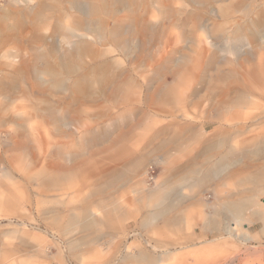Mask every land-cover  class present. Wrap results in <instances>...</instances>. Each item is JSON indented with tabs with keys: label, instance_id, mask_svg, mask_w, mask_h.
<instances>
[{
	"label": "rangeland",
	"instance_id": "obj_1",
	"mask_svg": "<svg viewBox=\"0 0 264 264\" xmlns=\"http://www.w3.org/2000/svg\"><path fill=\"white\" fill-rule=\"evenodd\" d=\"M41 1L0 0V263L264 264V240L243 241L224 207L255 187L203 177L251 157L264 183V84L248 82L264 65V0H60L39 30ZM226 112L250 127L239 147L199 158L202 175L170 170L168 153Z\"/></svg>",
	"mask_w": 264,
	"mask_h": 264
},
{
	"label": "bare ground",
	"instance_id": "obj_2",
	"mask_svg": "<svg viewBox=\"0 0 264 264\" xmlns=\"http://www.w3.org/2000/svg\"><path fill=\"white\" fill-rule=\"evenodd\" d=\"M33 0H28V3L32 2ZM60 0H42L41 2L37 3L36 5H34L32 8H30L29 10H31V14H32V18H33V22L36 24V27L39 29V30H42L45 28V26L47 25V23L49 22V20L51 19L50 18V14L58 7V5L60 4L59 3ZM75 1V0H74ZM85 1V0H84ZM87 1V0H86ZM85 1V2H86ZM94 2V0H93ZM110 2V1H109ZM187 2V1H186ZM101 3V2H100ZM97 4L95 7H94V13L95 14H99V13H102L104 10H105V6L101 3V4ZM105 4V3H104ZM108 4V3H107ZM122 4V3H120ZM61 5V4H60ZM92 5V3H91ZM94 5V4H93ZM122 6V5H121ZM29 7V5H28ZM109 7H112L109 5ZM123 7V6H122ZM139 7V6H138ZM189 7V6H188ZM241 8V7H240ZM108 9V8H107ZM92 11V9H91ZM90 11V12H91ZM19 12V11H18ZM15 12H13L14 14ZM29 13V12H28ZM55 13V12H54ZM94 15V14H93ZM16 16V15H15ZM93 17V16H92ZM96 17V16H95ZM101 17V15H100ZM107 17V16H106ZM10 18V17H9ZM13 18V17H12ZM19 18V16H18ZM11 19V18H10ZM24 19V17H23ZM105 19V18H104ZM16 21V20H15ZM28 21V20H27ZM100 21V20H99ZM87 22V21H86ZM15 23V22H14ZM18 24V23H17ZM20 24V23H19ZM32 24V23H31ZM90 24V22H89ZM100 24V23H98ZM16 25V24H15ZM23 25V24H22ZM94 25V24H93ZM97 25V24H95ZM109 25V24H108ZM107 25V26H108ZM120 25V24H119ZM99 26V25H97ZM27 27V26H26ZM60 27V25H59ZM114 27V26H113ZM124 27V26H123ZM251 26H247V27H242L239 29L238 33H237V36H236V39H243L245 37V34H244V31L250 29ZM16 28V27H15ZM28 28V27H27ZM33 28V27H32ZM107 28V27H106ZM90 29V28H89ZM94 29V28H93ZM98 29V28H97ZM252 29V28H251ZM18 30V28L16 29ZM86 30V28H85ZM258 30V29H257ZM26 31V30H25ZM110 31V30H109ZM21 32V31H20ZM92 32V31H90ZM104 32V31H103ZM19 33V32H18ZM37 33V32H36ZM115 33V32H114ZM125 33V32H124ZM110 34V33H109ZM99 35V34H98ZM111 35V34H110ZM113 35V34H112ZM111 35V37H112ZM103 36V34H102ZM101 37V36H99ZM80 38V37H79ZM117 38V37H115ZM113 39V38H112ZM206 39V38H205ZM37 40H39V38L37 37ZM73 40V39H72ZM126 41V40H125ZM243 41V40H242ZM68 42V41H67ZM117 44V43H116ZM67 46V45H66ZM71 47V46H70ZM125 49V48H124ZM56 50V49H55ZM66 53V52H65ZM74 57V56H73ZM62 58V57H61ZM13 60V59H12ZM52 61V60H51ZM64 62V61H63ZM238 62V61H237ZM42 64V63H41ZM38 69V68H37ZM112 69V68H111ZM110 71V70H109ZM225 72V71H224ZM105 73V72H104ZM238 73V72H237ZM229 74V72H228ZM239 74V73H238ZM235 75V74H234ZM2 76V75H0ZM241 76V75H240ZM236 78V77H235ZM19 79V78H18ZM5 81V80H4ZM15 81V80H14ZM244 82V81H243ZM7 83V82H6ZM15 85H16V82H14ZM22 83V82H21ZM2 85V84H1ZM231 85V84H230ZM12 86V84H11ZM11 88V87H10ZM228 89V88H227ZM108 91V90H107ZM227 91V90H226ZM246 92V91H245ZM25 93H27L25 91ZM171 93V92H169ZM226 93V92H225ZM106 94V93H105ZM214 98V97H213ZM216 98V97H215ZM228 99V98H227ZM227 102V101H226ZM236 102H240L239 101H236ZM211 105V104H210ZM228 105H225V108L227 107ZM201 109V108H200ZM182 111V110H180ZM196 111V110H195ZM186 113V112H185ZM180 116V115H179ZM195 116V115H194ZM185 119H187L186 116H184ZM238 120V117H234L231 115V113L229 112H226L219 120V124H220V127L217 128L212 134L208 135V136H205L204 133L207 132V125H201V130H197L194 134H193V138L195 139V141H198V143L202 144L204 143L205 141H207L208 143L212 144L213 142L217 141V144H218V148H223L224 145L228 142V140L232 139V137L237 133H242L241 130H243L242 128L240 127H234L232 126L236 121ZM203 121V120H202ZM198 122V121H197ZM6 124V123H5ZM202 124V123H201ZM67 125V124H66ZM71 125V124H70ZM187 125V124H186ZM6 126V125H5ZM72 126V125H71ZM70 127V126H69ZM197 127V126H196ZM233 128L235 129V131L233 130ZM210 129V128H209ZM240 129V130H239ZM205 131V132H204ZM191 135V134H190ZM184 136V135H183ZM14 137V136H13ZM240 137V136H239ZM186 138V137H185ZM192 138V139H193ZM172 139V138H171ZM174 139V137H173ZM184 139V138H183ZM190 139V140H192ZM170 141V140H169ZM175 141V140H174ZM94 142V141H93ZM96 142V141H95ZM163 142V141H162ZM178 143V140L176 141ZM194 142V140H193ZM80 143V142H79ZM206 143V142H205ZM90 144V143H89ZM172 144V143H171ZM184 144V143H183ZM23 146V145H22ZM81 146V145H80ZM177 146V145H176ZM15 147V146H14ZM64 147V146H63ZM178 147V146H177ZM184 147V146H183ZM25 148V147H24ZM61 148V147H60ZM59 149V148H58ZM161 149V148H160ZM238 150V149H237ZM223 151V150H222ZM250 151V150H249ZM168 153V152H167ZM215 153V152H214ZM220 153V152H219ZM180 155V154H178ZM214 155V154H213ZM220 156V155H219ZM175 157V156H174ZM166 158V157H165ZM250 158L251 157H247L245 160H243L242 162H240V165H239V168H238V172L234 171V173H238V175H242L241 177L238 178L236 184L237 185H240V186H244V185H247V184H251L252 186L255 187V190L253 191L252 194L249 195L248 198H246L244 201H231L229 200L225 207L226 209L228 210L229 212V215L231 216V226H235L236 224L237 225H240L241 228H239V234L242 235L243 237V241H249L251 240V237H250V233L247 232V230L245 229L247 226L251 225L253 223V220L252 218L250 217H247V215H245L247 213V211H251L252 210V216L251 217H255L257 218L254 219L256 221H261L263 224H264V203L262 202L261 200V196H264V185H263V180L260 176H254L251 174V172L249 171L250 170ZM33 161V160H32ZM139 161V160H138ZM235 161V160H234ZM169 162V161H168ZM238 161H236L237 163ZM32 166V165H31ZM133 166V165H132ZM193 170V169H192ZM51 171V170H50ZM71 171V170H70ZM19 173V172H18ZM232 174V176H235V174ZM244 174V176H243ZM30 175V174H28ZM52 175V174H51ZM55 175V174H53ZM52 175V176H53ZM176 175V174H175ZM34 176V175H33ZM58 176V175H57ZM60 176V175H59ZM231 176V177H232ZM62 177V176H61ZM11 178V176H10ZM30 178V177H29ZM60 178V177H59ZM17 179V178H16ZM49 179V178H48ZM14 180V179H13ZM51 180V179H49ZM226 180V179H225ZM24 181V180H23ZM54 181V180H53ZM169 182V181H168ZM52 183V182H51ZM5 184V183H4ZM2 186H3V183H2ZM42 186V185H40ZM3 188V187H2ZM6 189V188H4ZM5 191V190H4ZM137 191V190H136ZM135 191V193H136ZM140 191V190H138ZM143 191V189H142ZM6 192V191H5ZM12 192V191H11ZM8 193V192H6ZM2 194V193H1ZM8 194H13V193H8ZM7 195V194H6ZM10 195V197H11ZM184 195V194H183ZM5 197V196H4ZM17 197V195H16ZM182 198V197H181ZM14 199V198H13ZM21 199V198H20ZM209 199V198H208ZM263 199V198H262ZM15 200V199H14ZM143 200V199H142ZM149 200V199H148ZM20 201V200H19ZM22 201V199H21ZM14 202V201H13ZM43 202V201H42ZM2 203V202H1ZM0 203V204H1ZM48 203V202H47ZM192 203V202H191ZM42 204V203H41ZM23 205V204H22ZM1 207V206H0ZM218 207V206H217ZM23 211V210H22ZM17 213V212H16ZM49 214V213H48ZM226 214V213H225ZM248 214V213H247ZM3 216V215H2ZM30 216V215H29ZM178 217H183V215H179ZM81 217L77 218V220H80ZM228 220V219H227ZM92 221V220H91ZM211 221V220H210ZM12 222V221H11ZM14 222V221H13ZM95 222V221H93ZM243 223L245 224L243 227V224L241 225L240 223ZM15 223V222H14ZM203 224V223H202ZM248 224V225H247ZM190 230V229H189ZM205 230V228H204ZM232 231H233V234L234 236L237 235L238 231L234 228H232ZM253 231V230H252ZM191 232V231H190ZM204 232V231H203ZM207 232V231H206ZM231 234V233H230ZM261 236L264 237V229L262 231V233L260 232ZM181 236V235H180ZM195 236V235H194ZM221 237V236H220ZM240 238V235L238 236ZM241 237V238H242ZM192 237H190L191 239ZM258 238V237H257ZM189 239V240H190ZM226 239V238H225ZM184 240H187V239H184ZM192 241V240H190ZM207 241V240H206ZM238 241V240H237ZM259 241V240H258ZM205 242V241H204ZM239 242V241H238ZM185 243V242H184ZM191 243V242H190ZM201 243V242H200ZM242 243V242H241ZM250 243V242H249ZM261 243H264L261 241ZM197 244V243H196ZM209 244V243H208ZM18 245V244H17ZM188 245V244H187ZM205 245V244H204ZM251 245V244H250ZM254 246V245H253ZM19 247H22V246H19ZM18 247V248H19ZM15 248V247H14ZM256 248V247H255ZM189 249V248H188ZM260 249V248H259ZM251 250V248H250ZM255 250V249H254ZM248 251V250H247ZM177 253V252H176ZM4 255V254H3ZM49 255V254H48ZM150 255V254H149ZM148 255V256H149ZM5 257V256H3ZM152 257V256H151ZM146 258H143L141 260H145ZM160 259V258H159ZM3 260V259H2ZM170 260V259H169ZM133 261V260H132ZM158 261V260H157ZM4 262V261H3ZM2 264V263H0ZM7 264H25L23 261L19 260L17 262H14V261H9L7 259ZM137 264V263H136ZM159 264V263H158Z\"/></svg>",
	"mask_w": 264,
	"mask_h": 264
},
{
	"label": "crops",
	"instance_id": "obj_3",
	"mask_svg": "<svg viewBox=\"0 0 264 264\" xmlns=\"http://www.w3.org/2000/svg\"><path fill=\"white\" fill-rule=\"evenodd\" d=\"M259 66L262 69H258L257 73L255 71L253 72L252 70L248 72V82H250V83L253 82L254 84H256V82H259V83L263 82V84H264V65H259ZM235 126H237V125H235ZM249 128H242L243 130H241V131L243 132V131H245L246 129H249ZM188 135H189V137L187 138V140H184V142L179 143V145H177L178 147H177V149L175 150L174 153L171 152V151L168 153L167 161H169L168 164L170 165V167H169L170 170H172L174 173H179L180 171H185L186 174H188L187 177H189V178L197 176L198 174L202 175V173L204 172V168H202V165L199 164V158H206L207 160H211L213 158H217L219 155H222V150L226 146L231 147V148L239 147L238 143H236V142H239V140H238V137L240 135L239 132H237L232 137L231 140L229 139L228 142L224 145V147L222 149L218 148L217 141L213 142L212 144L208 143L207 141H205L206 143L204 142L202 144L201 143L199 144L198 141H195L194 138L192 139L193 135H190V134H188ZM204 135L208 136L207 132H205ZM190 139H192V140H190ZM193 140H194V142H193ZM248 143H250V142H248ZM203 144H206L205 147H203L201 150H199L197 152V154L193 157V159H191L189 162H187L188 165L182 167V169H181V166H177V164L175 163L176 157H174V156H176L178 154L187 156V154L189 152L188 148L190 146H195V147L200 148ZM232 160L233 159H227L224 162L223 161L222 162L218 161L219 163H215V164H211V165L209 163L208 166L205 167L207 169H205L206 173L203 175V177H205L206 181L209 180V179L215 180L214 183H216V184H217L219 179H224V180L226 179L225 180V186L231 187V188L232 187H235V188L236 187L237 188L240 187V185L236 184V182H237L238 178L240 177V175H238V173H234V171L238 172V168H239L240 163H235L234 164V163H232L233 162ZM215 172H216V174H214ZM233 173L235 174V176H232ZM250 185L251 184H247V185H244V186H250ZM263 185H264V183H263ZM219 191H220L219 188L216 186V193H219ZM250 194H248V197H249ZM230 196H232V195H230ZM248 197H246V198H248ZM245 199H235V198L232 197V198L228 199L227 201H225L224 207H225L226 203L229 200H231V201L232 200L233 201H244ZM251 215H252V210H251ZM255 221L256 220L253 221L251 226L249 225L250 226L249 228L255 226ZM263 229H264V227H263ZM262 231L263 230H261L260 232L262 233ZM260 232H258L256 234L257 236L255 235L256 237H253L252 235L249 234L250 237H251V240H249V241L251 242V241H254V240H261V239L264 240V237L261 236Z\"/></svg>",
	"mask_w": 264,
	"mask_h": 264
}]
</instances>
